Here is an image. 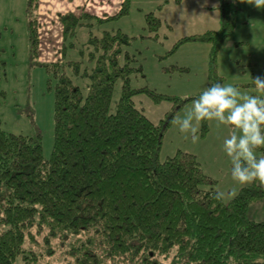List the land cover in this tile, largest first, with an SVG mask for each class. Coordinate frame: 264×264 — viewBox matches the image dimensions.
<instances>
[{
	"label": "trees",
	"instance_id": "trees-1",
	"mask_svg": "<svg viewBox=\"0 0 264 264\" xmlns=\"http://www.w3.org/2000/svg\"><path fill=\"white\" fill-rule=\"evenodd\" d=\"M168 1L149 11L138 8L144 26L136 36L120 28L99 35L92 30L129 16L131 0L102 16L84 9L59 13L60 57L49 62L39 60L40 22L37 14H28L31 62L45 69L53 88V144L46 158L37 131L11 132L0 120V264L17 259L23 264H264V220L248 214L264 199V186L253 182L219 201L216 179L195 154L177 149L160 157L175 114L200 91L184 99L131 86L132 75L144 73L130 48L138 40L166 38L159 33L158 12ZM38 2L29 0L27 11L37 9ZM218 9L216 29L181 36L156 59H167L185 43L207 44V86L222 83L216 58L233 34L240 7L219 0ZM79 28L86 29L85 49L78 50L86 59H66L76 48ZM162 71L189 68L169 65ZM71 77L86 79L87 91ZM139 94L171 106L153 122L135 104ZM208 131V121L201 122L198 134Z\"/></svg>",
	"mask_w": 264,
	"mask_h": 264
},
{
	"label": "rangeland",
	"instance_id": "rangeland-1",
	"mask_svg": "<svg viewBox=\"0 0 264 264\" xmlns=\"http://www.w3.org/2000/svg\"><path fill=\"white\" fill-rule=\"evenodd\" d=\"M85 11L103 14L109 7L117 5L119 0H81ZM162 2V0H158ZM240 10L234 14L233 34L222 43L217 54V74L222 77V84H232L241 92L264 95L258 92L253 78L264 76V9H256L244 0H234ZM29 0H0V120L5 128L11 132L41 135L43 154L50 156L53 144V88L49 87L48 75L43 67L32 64L29 52L28 14H37L39 26V60L49 62L60 57L62 45V26L58 20H53L56 12L76 9V2L68 3V8L62 9L61 0H39L37 9L28 12ZM159 2V3H160ZM158 3V4H159ZM154 0H131L130 14L116 22H109L103 26L94 25L92 30L100 34L102 30L113 31L122 29L129 35L142 33L144 21L142 11L154 7ZM194 3V0H185L180 6L172 0L163 6L161 12L162 27L160 35H166L161 42L138 40L130 48V53L136 56L135 66L143 69V75L137 73L131 77V86L134 88L148 86L157 92L185 97L201 91L207 86V61L209 49L197 48L196 43H185L176 52L163 61H158L156 55L163 54L181 36L202 32L209 27H216L215 13L206 12ZM113 13V12H111ZM205 17L201 21L195 20L198 16ZM196 18V19H197ZM211 20H214L213 22ZM166 23L172 28L168 30ZM86 29L76 31L75 49L66 52V59H79L78 50L85 49ZM198 46V45H197ZM86 51V50H85ZM85 61V55L80 58ZM180 65L189 68L188 72H174L166 74L162 67ZM67 73L68 70H67ZM72 78V77H71ZM83 93L87 91L86 79L73 77ZM54 81H52V85ZM121 81H117L112 97L111 109L120 94ZM135 104L153 122L163 117L170 108L169 102L154 104L146 95L139 94L133 97ZM191 101L185 104L174 116L180 117L190 108ZM165 132L160 157L175 153L177 149L196 154L204 172L216 179L217 189L226 193L224 200L234 194L231 188L237 183L230 175V162L222 150V143L228 135V129L208 121L209 131L193 144L190 137L178 130L173 120ZM261 149L257 150L260 155ZM263 204V203H262ZM252 206V205H251ZM249 217L264 220V213L252 212ZM258 219V218H256ZM16 264H23L17 259Z\"/></svg>",
	"mask_w": 264,
	"mask_h": 264
},
{
	"label": "clouds",
	"instance_id": "clouds-1",
	"mask_svg": "<svg viewBox=\"0 0 264 264\" xmlns=\"http://www.w3.org/2000/svg\"><path fill=\"white\" fill-rule=\"evenodd\" d=\"M256 9H264V0H244ZM258 92L264 93V76L253 78ZM188 99V97H184ZM213 121L227 128L222 150L230 162V175L240 185L259 182L264 186V95L241 92L232 84L216 82L191 97V106L173 123L193 144L200 139L201 122ZM226 193L217 189L214 198L223 201Z\"/></svg>",
	"mask_w": 264,
	"mask_h": 264
},
{
	"label": "crops",
	"instance_id": "crops-1",
	"mask_svg": "<svg viewBox=\"0 0 264 264\" xmlns=\"http://www.w3.org/2000/svg\"><path fill=\"white\" fill-rule=\"evenodd\" d=\"M62 1V3H63V7H62V9H66V8H68V3H70L72 0H61ZM107 0H99V2H101V3H103V2H106ZM121 1L122 0H119L118 1V3H117V5H113L112 7H109L107 10H109V11H106L105 13H103V14H101V15H99V14H96V13H93V12H91V11H86V12H89V13H91V14H94V15H97V16H102V15H104V14H112L111 12H116L118 9H119V7H120V3H121ZM163 1V0H162ZM173 1V3L174 4H177L176 2H175V0H172ZM184 1L185 0H180V3H178L177 5H181L182 3H184ZM232 1H234V0H232ZM75 2H76V9H71V10H66V11H61V12H56V13H54L53 15H52V17H53V20L54 21H57V14H59V13H64V12H67V11H72V12H74V13H76V14H78L79 12H80V10L81 9H84V10H86L85 9V5L86 4H82L81 6H80V4H81V0H75ZM154 2H155V5H154V7H149V9H146V10H152V9H154L157 5H159L161 2L160 1H158V0H154ZM160 2V3H159ZM235 2V1H234ZM159 3V4H158ZM168 3H169V1H168ZM194 3L195 4H197L198 6H200L201 8H203V9H206V12H209L210 14L211 13H215V15H216V20H217V25H216V27H209V28H207V29H205V30H208V29H216L217 27H218V24H219V15H220V12H219V0H194ZM236 3V2H235ZM237 4V3H236ZM138 8H142V7H138ZM137 8V9H138ZM163 9V8H162ZM161 9V10H162ZM161 10L159 11V12H161ZM159 12H158V16L161 18V16H160V14H159ZM205 12V13H206ZM205 16L204 17H201V16H198V18L196 19L195 18V20H197V21H201V20H203L205 17H209V16H207L206 14H204ZM212 22L214 21V20H211ZM204 30V31H205ZM203 32V31H202ZM193 45H195L197 48H204V49H209V47H208V45L207 44H204V43H196V44H193ZM198 45V46H197ZM263 55H264V53H263ZM196 155V154H195ZM259 156V155H258ZM242 186H244V185H240V184H236L235 186H233L232 188H231V192H233L232 194H235ZM263 203V204H262ZM252 208H253V210H252V212H260V213H264V199L263 200H260V201H257V202H255L254 204H252ZM259 216H263V215H259ZM256 217V218H263V217ZM255 218V219H256Z\"/></svg>",
	"mask_w": 264,
	"mask_h": 264
}]
</instances>
